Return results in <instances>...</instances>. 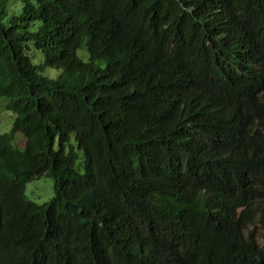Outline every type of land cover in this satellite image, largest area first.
<instances>
[{
	"label": "trees",
	"instance_id": "16d2710c",
	"mask_svg": "<svg viewBox=\"0 0 264 264\" xmlns=\"http://www.w3.org/2000/svg\"><path fill=\"white\" fill-rule=\"evenodd\" d=\"M263 99L264 0H0V264H264Z\"/></svg>",
	"mask_w": 264,
	"mask_h": 264
},
{
	"label": "rangeland",
	"instance_id": "374dc122",
	"mask_svg": "<svg viewBox=\"0 0 264 264\" xmlns=\"http://www.w3.org/2000/svg\"><path fill=\"white\" fill-rule=\"evenodd\" d=\"M11 4L12 2L10 1L8 3V7H10ZM19 7L20 4L16 3V11L19 10ZM78 53L81 55L84 54L83 51L80 53V50L78 51ZM1 106L3 107L2 102ZM1 110L2 111L0 113V133H4L7 132L10 128L11 122L13 120V114L8 112L6 108H2ZM14 143L20 147L23 145L24 139L19 135H16L14 138ZM52 184L53 181L51 177L42 175L38 178H34L26 182L24 194L29 200L35 201L37 203H43L53 195ZM249 229L254 231L257 243L259 245H264V221L259 220V218L257 217V220H255V222H253L249 226Z\"/></svg>",
	"mask_w": 264,
	"mask_h": 264
},
{
	"label": "bare ground",
	"instance_id": "6f19581e",
	"mask_svg": "<svg viewBox=\"0 0 264 264\" xmlns=\"http://www.w3.org/2000/svg\"><path fill=\"white\" fill-rule=\"evenodd\" d=\"M263 101H264V99H263ZM261 132V131H260ZM252 149V148H251ZM251 155V154H250ZM236 214V213H235ZM263 226V225H262ZM241 232V231H240ZM243 234V233H242Z\"/></svg>",
	"mask_w": 264,
	"mask_h": 264
}]
</instances>
